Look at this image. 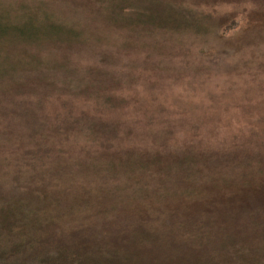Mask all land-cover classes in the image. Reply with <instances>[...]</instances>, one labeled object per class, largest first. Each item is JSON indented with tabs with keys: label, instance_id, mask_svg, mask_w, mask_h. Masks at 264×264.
Masks as SVG:
<instances>
[{
	"label": "rangeland",
	"instance_id": "obj_1",
	"mask_svg": "<svg viewBox=\"0 0 264 264\" xmlns=\"http://www.w3.org/2000/svg\"><path fill=\"white\" fill-rule=\"evenodd\" d=\"M164 1L186 6L198 17L210 16L200 18L197 27L172 32L115 26L103 19L101 0H0V20L10 26L0 34V183L15 176L18 169L25 171L31 156L24 150L34 143L45 148L48 143L43 134L47 136L50 125L63 115L71 117L70 124H61L65 136L59 132L54 138L47 136L48 142L55 143L50 155L57 159H43L42 151L36 160L41 166L46 161L48 168L66 167L53 171V187L64 188L70 181L106 190L113 185L124 194L131 182L137 188L139 175L150 182L148 188L157 184L151 192L153 200L168 187H180L181 196H188L183 189L189 194L194 189L190 210L204 213L201 207L212 197L207 192L221 180L238 177L233 169L242 159L255 161L247 155L256 147L264 149V0ZM250 14L262 25L257 24V36L242 40L239 31L252 20ZM232 16L239 19L237 26L223 33L221 23ZM50 17L73 34L62 39L51 36L54 23ZM26 19L31 36L23 37L11 26ZM91 79L100 95L91 96L90 87L81 90L77 86L80 80L89 85ZM104 94L112 98L111 104L105 105ZM83 114L119 121L117 128L125 136L109 139L113 141L107 145L110 153H101L107 143L79 136L77 129L83 124L73 121ZM8 127L14 139L4 147L10 140H5ZM130 147L160 152L158 164L189 151L213 154L219 165L198 160L192 175L176 166L166 170L151 166L144 174L119 166L105 174L102 161L123 159L118 153ZM220 189L212 193L227 191L223 186ZM170 193L165 200L175 201L179 191ZM216 227L211 224L212 231Z\"/></svg>",
	"mask_w": 264,
	"mask_h": 264
},
{
	"label": "trees",
	"instance_id": "obj_2",
	"mask_svg": "<svg viewBox=\"0 0 264 264\" xmlns=\"http://www.w3.org/2000/svg\"><path fill=\"white\" fill-rule=\"evenodd\" d=\"M101 1L105 3L103 19L119 27L139 25L177 32L182 28L197 27L200 18L204 20L210 16L198 17L186 6L164 0ZM41 5L45 6L44 3ZM252 15L249 16L252 20L239 31L242 40L257 36L258 25H262L253 20ZM50 20L54 23L51 36L62 39L73 34L57 18L50 17ZM238 21L232 16L222 22V32L229 33ZM6 26L0 20V34L10 30V26L3 28ZM11 27L20 36H31L27 19ZM79 82L81 84L77 86L81 90L90 87L91 96H95V92L101 94L96 90L95 80L88 81L89 85L83 84L82 80ZM102 97L105 105L113 102L109 94ZM1 111L5 112V108ZM34 118L35 115L32 120ZM70 118L63 115L54 121L47 136L54 138L59 132L63 138L66 131L61 124H70ZM73 122L83 124L84 128L79 127L77 133L86 141L107 143L102 146L101 153H110L107 148L108 143L113 142L110 138L125 136L119 132L120 123L116 120L105 122L97 116L83 114ZM31 129V132L35 131ZM4 132L7 134L5 140L10 139L4 147L11 146L14 138L10 127ZM155 133L152 135L154 140ZM43 136L48 143L45 148L34 143L36 146L24 150L31 156V163L25 171L18 169L15 176H8L0 183V264H264V149L261 147L247 155L254 162L242 159L237 169H233L238 177L221 180L207 192L212 197L202 205L201 209L205 210L202 213L190 210L193 207L190 196L194 189L189 191L190 194L183 189L182 193L188 196H181L180 187H168L162 197L157 195L153 200L151 192L156 190L157 184L152 183L154 189H150L146 185L150 182L139 175L137 188H133L135 184L131 182L125 187L124 194L113 185L107 190L102 187V190L100 186H81L70 181L64 188L63 185L53 187L55 184L50 183L53 171L66 170V167L62 164L48 168L50 164L46 161L44 166L37 164L38 154L42 151L46 154L43 159L54 157L53 162L57 159L56 155H50L54 154L55 143L48 142L49 137L45 134ZM159 153L138 150L137 147L122 148L118 154L124 160L115 159L111 163L104 160L102 170L106 174L110 173L108 169L114 171L121 166L129 171L138 169L144 174L147 167L166 170L176 166L182 168L185 175H192L197 170L195 164L198 160L212 167L219 165H215L214 160L218 158L213 154L200 155L189 151L176 153L171 156V161L158 164ZM213 178L215 183L216 177ZM36 180L39 185L34 186ZM158 186L162 187V184L158 183ZM204 186L200 185L201 188ZM222 186L226 192L212 193L222 192ZM233 187L237 188L231 190ZM170 190L179 191V194L173 193L178 195L175 201L165 200L166 195L172 194H167ZM158 192L161 194L160 190ZM181 206L185 210L181 211ZM211 215L217 220H212ZM211 224H217L215 231H212ZM247 226L252 228L247 229Z\"/></svg>",
	"mask_w": 264,
	"mask_h": 264
}]
</instances>
